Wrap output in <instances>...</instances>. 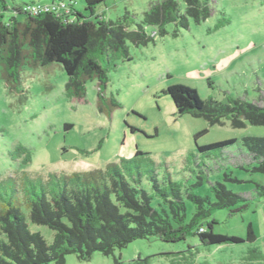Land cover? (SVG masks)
<instances>
[{"label": "rangeland", "instance_id": "rangeland-1", "mask_svg": "<svg viewBox=\"0 0 264 264\" xmlns=\"http://www.w3.org/2000/svg\"><path fill=\"white\" fill-rule=\"evenodd\" d=\"M72 1L78 10L85 11L83 0ZM158 1L162 0H106L101 11L104 19L112 22L129 14L135 23L130 24L133 30L141 24L149 5ZM177 1L185 13L184 0ZM40 2L50 0L36 1ZM211 5L214 12L208 20L201 24L189 20V28L181 29L178 37L173 36L176 27L170 24L165 37L157 35L145 47L130 45L132 61L118 62L103 92L106 99L113 95L121 104L112 114L99 111L95 80L88 82L85 99L67 98L68 77L59 64L26 67L18 93L9 91L0 68V182L15 183L20 192L16 195L20 213L26 216L32 232L49 243L54 240L52 230L29 220L28 178L39 189L44 183L47 192L58 191L57 178L105 170L110 163L135 158L139 150L158 165L161 185H165L167 173L182 185L187 222L197 207L186 198V190L215 201L211 187L221 183L246 197L245 203L213 212L209 220L216 222L215 233L241 238L247 236L252 225L256 241L204 246L193 236L175 244L155 238L138 240L115 252L116 257L121 255L122 264H131L139 256L152 257L151 264H173L180 261L178 253L185 257L195 254L197 263L264 264V260H247L252 249L264 255V196H260L264 173L257 170L261 164L253 161L242 145L245 137H264V127L247 124L243 129H233L229 122L211 127L204 119L179 116L171 98L163 93L170 86L182 84L197 90L202 100L227 103L232 96L264 106V0H211ZM18 18L23 21L25 15ZM223 18L230 23L215 30ZM145 31L152 36L157 29L147 26ZM67 125L71 126L69 130ZM202 131L207 134L198 137L199 146L236 142L223 150L221 158L204 159L195 141ZM19 146L29 152V162H25L27 154L17 151ZM190 154L195 155V161L188 162ZM199 177L204 180L201 185ZM66 263L113 264V257L96 253L90 261L81 262L71 254Z\"/></svg>", "mask_w": 264, "mask_h": 264}, {"label": "trees", "instance_id": "trees-1", "mask_svg": "<svg viewBox=\"0 0 264 264\" xmlns=\"http://www.w3.org/2000/svg\"><path fill=\"white\" fill-rule=\"evenodd\" d=\"M36 1L0 0V68L7 88L12 93L21 92V73L26 67L59 64L68 77L66 97L85 99L88 82L95 80L99 86V111L106 114L121 108L113 95L106 99L103 92L118 62L132 61L130 45L145 47L157 35L165 37L170 24L175 25L173 36L178 37L181 29L189 28V20L201 24L214 12L211 0H184L185 13L177 0H162L151 3L141 24L132 30L130 24L135 23L129 14L116 22L106 21L102 11L99 14L106 0H83L84 12L72 0ZM35 6H49L50 11L33 14L31 9ZM20 15H25L23 21L18 18ZM229 23L223 18L215 30ZM147 26L157 29L155 35L146 33ZM163 93L171 98L179 116L204 119L211 127L224 126L226 122L233 129H243L247 124L264 127V106L232 96L227 103L212 98L202 100L197 90L182 84L170 86ZM65 128L69 130L71 126ZM205 134L207 131L195 136L198 154L204 159L221 158L223 150L236 142L199 146L197 139ZM242 145L252 160L261 164L257 170L264 173V137H245ZM17 151L27 154L26 163L30 161L25 148L19 146ZM187 160L195 161V155L190 154ZM157 168L148 154L138 150L135 158L110 163L105 170L57 178L59 190L50 193L43 182L39 189L25 175L31 183L29 196L25 194L29 198V220L52 230V243L30 230L26 216L19 210L21 204L16 195L20 192L15 183L0 182V264H67L66 257L71 254L87 262L96 253L113 257V264H122L121 255L115 256L117 250L150 238L175 244L193 236L204 246L256 241L252 225L248 226L247 236L241 238L215 233L216 222L209 220L213 212L245 203L246 197L227 190L221 183L211 187L215 201L186 190V198L197 207L187 222L182 185L173 181L169 173L164 178L165 185H161ZM203 183L199 177L198 185ZM260 196H264V188ZM177 255L180 261L173 264H207L197 263L193 253L188 257ZM151 259L139 256L131 264H151ZM247 260H264V255L252 249Z\"/></svg>", "mask_w": 264, "mask_h": 264}, {"label": "built area", "instance_id": "built-area-1", "mask_svg": "<svg viewBox=\"0 0 264 264\" xmlns=\"http://www.w3.org/2000/svg\"><path fill=\"white\" fill-rule=\"evenodd\" d=\"M31 10L33 14H38L42 12H49L50 7L49 6H45V7L35 6V7H32ZM153 35H155V33Z\"/></svg>", "mask_w": 264, "mask_h": 264}, {"label": "crops", "instance_id": "crops-1", "mask_svg": "<svg viewBox=\"0 0 264 264\" xmlns=\"http://www.w3.org/2000/svg\"><path fill=\"white\" fill-rule=\"evenodd\" d=\"M100 12H101V10L99 11V14H101Z\"/></svg>", "mask_w": 264, "mask_h": 264}]
</instances>
